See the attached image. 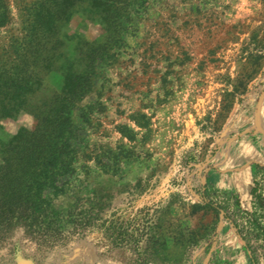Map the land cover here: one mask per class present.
<instances>
[{"label": "rangeland", "instance_id": "rangeland-1", "mask_svg": "<svg viewBox=\"0 0 264 264\" xmlns=\"http://www.w3.org/2000/svg\"><path fill=\"white\" fill-rule=\"evenodd\" d=\"M112 1L5 0L0 90L21 102L0 116V165L74 97L75 171L47 191L48 213L139 222L168 245L152 264H252L228 216L245 226L264 164V0ZM11 214L0 264H138L154 249L115 246L100 226L36 235Z\"/></svg>", "mask_w": 264, "mask_h": 264}, {"label": "trees", "instance_id": "trees-1", "mask_svg": "<svg viewBox=\"0 0 264 264\" xmlns=\"http://www.w3.org/2000/svg\"><path fill=\"white\" fill-rule=\"evenodd\" d=\"M103 10H108L114 4L112 0H93ZM11 16L5 0H0V26L10 22ZM120 37V36H119ZM121 40V37L119 38ZM108 46L102 51L101 58L108 57ZM105 55V56H104ZM13 80V79H12ZM0 93L2 91L0 90ZM62 105L52 115L42 117L37 128L30 133H19V138L28 141V145L18 143L20 156H5V163L0 165V176L8 179L0 191V217L15 222L25 221L33 233L40 234L43 227L47 229L63 228L71 224L74 228L103 227L104 237L115 246H131L137 251L145 248L146 253L139 254L138 264L158 263L162 251L168 249L165 239L154 238L143 232L139 222H118L113 224L108 218L102 219L92 210L72 211L63 214L48 213L50 201L47 191L54 195L63 194L70 185V177L74 173L73 162L78 151L81 137V126L73 120V109L76 108L74 97L63 99ZM21 100L18 97L0 94V116L10 115L7 109H15ZM23 149V150H22ZM7 151V150H4ZM14 160V162H13ZM14 163V164H13ZM12 180H15L12 182ZM11 181V182H10ZM250 193L252 195V213L245 219L246 224L241 229L236 218H231L223 206L210 202L217 212H225L236 231L242 237L244 247L249 253L252 264H264V164L256 163V173ZM240 208V202H235ZM54 211V210H53ZM9 213V214H8ZM101 220L102 223H101ZM57 227V228H56ZM245 228V229H244ZM157 247H156V246Z\"/></svg>", "mask_w": 264, "mask_h": 264}, {"label": "crops", "instance_id": "crops-1", "mask_svg": "<svg viewBox=\"0 0 264 264\" xmlns=\"http://www.w3.org/2000/svg\"><path fill=\"white\" fill-rule=\"evenodd\" d=\"M263 114H264V111H263ZM262 123L264 124V118H262Z\"/></svg>", "mask_w": 264, "mask_h": 264}]
</instances>
